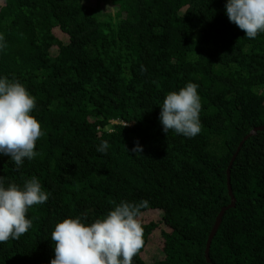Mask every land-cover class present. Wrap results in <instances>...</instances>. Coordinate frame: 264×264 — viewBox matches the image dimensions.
Wrapping results in <instances>:
<instances>
[{"label":"trees","instance_id":"obj_1","mask_svg":"<svg viewBox=\"0 0 264 264\" xmlns=\"http://www.w3.org/2000/svg\"><path fill=\"white\" fill-rule=\"evenodd\" d=\"M226 3L0 0V78L35 97L45 133L19 168L0 154V176L21 188L35 177L50 193L26 214L28 232L0 244V264H50L57 223L144 200L133 264H264V128L248 136L264 126V33L245 38ZM187 83L202 104L194 138L159 119Z\"/></svg>","mask_w":264,"mask_h":264},{"label":"clouds","instance_id":"obj_2","mask_svg":"<svg viewBox=\"0 0 264 264\" xmlns=\"http://www.w3.org/2000/svg\"><path fill=\"white\" fill-rule=\"evenodd\" d=\"M225 10L229 22L243 31L245 38L255 39L264 33V0H227ZM6 47L0 35V50ZM197 88V84L187 83L178 92L166 95L159 117L166 134L171 130L194 138L201 133L202 104ZM35 106V97L24 85L0 78V154L9 156L18 168L26 159L31 161L40 155L35 151L36 142L45 133L31 115ZM108 148V142L101 141L96 150L107 154ZM132 152L139 155L142 148L137 144ZM49 195L35 177L25 181L21 188L15 183L6 187L4 177L0 176V244L18 240L27 233L32 220L26 214L31 207L46 203ZM147 207L146 200L121 201L106 217L94 222H86L85 212L57 223L51 233L55 258L50 264H133V258L144 246L139 217Z\"/></svg>","mask_w":264,"mask_h":264},{"label":"water","instance_id":"obj_3","mask_svg":"<svg viewBox=\"0 0 264 264\" xmlns=\"http://www.w3.org/2000/svg\"><path fill=\"white\" fill-rule=\"evenodd\" d=\"M263 128H264V126H262V127H260V128L253 129V130L249 133L248 136H250V135H254L257 131L262 130ZM248 136H246V137L243 139L242 142H244V141L248 138ZM227 187H228V194H229V196L231 197V205H230V207H232V206H234V204H235V200H234V198H233V196H232V192H231V188H230L229 184L227 185ZM225 210H226V209H222V210L220 211V213L218 214V216H217V218H216V221H215V224H214V226H213V228H212V230H211V232H210V234H209L208 240H207V242H206L205 257H206V260H207L208 262H210L209 257H208V251H209L210 243H211V241H212V239H213V237H214V235H215V233H216V231H217V229H218V226H219V224H220V222H221V217H222L223 212H224Z\"/></svg>","mask_w":264,"mask_h":264},{"label":"rangeland","instance_id":"obj_4","mask_svg":"<svg viewBox=\"0 0 264 264\" xmlns=\"http://www.w3.org/2000/svg\"><path fill=\"white\" fill-rule=\"evenodd\" d=\"M110 11V10H109ZM150 253H152V248H149V251H148V255L146 256V255H143V258L145 259V260H147L148 259V256L150 255ZM153 255V254H152ZM150 257V256H149Z\"/></svg>","mask_w":264,"mask_h":264}]
</instances>
